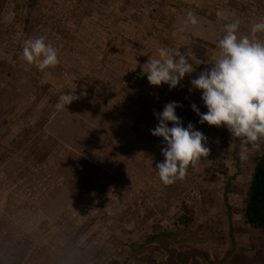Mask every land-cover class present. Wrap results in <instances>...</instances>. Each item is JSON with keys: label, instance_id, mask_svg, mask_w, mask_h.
<instances>
[{"label": "rangeland", "instance_id": "1", "mask_svg": "<svg viewBox=\"0 0 264 264\" xmlns=\"http://www.w3.org/2000/svg\"><path fill=\"white\" fill-rule=\"evenodd\" d=\"M262 18L264 0H0V264H264V230L243 213L264 142L241 160L242 138L199 123L189 92L224 25L246 36ZM39 36L59 57L43 71L21 56ZM160 47L195 69L171 90L141 72ZM173 101L210 154L164 185L150 130Z\"/></svg>", "mask_w": 264, "mask_h": 264}, {"label": "clouds", "instance_id": "2", "mask_svg": "<svg viewBox=\"0 0 264 264\" xmlns=\"http://www.w3.org/2000/svg\"><path fill=\"white\" fill-rule=\"evenodd\" d=\"M217 16H223V13L218 11ZM188 20L192 24L198 23L192 12L188 13ZM238 26V21L224 25V34L216 44L218 51L208 62L210 67L190 79L189 92L201 90V100L207 108L201 113L195 103L190 105L199 116V123L224 126L232 137L242 138L239 155L241 160H247L250 150L259 151L264 142V41L256 35L264 31V22L253 24L250 35L246 36L237 35ZM157 53L156 58L148 59L141 66L150 85L167 84L171 90L185 74L195 70L186 54L178 48L160 47ZM21 56L27 64L42 71L59 63L58 49L47 43L44 36L25 39ZM80 95H86V92ZM79 98L74 91L64 92L55 107L63 110ZM180 106L175 101L166 103L161 112L154 113L158 124L150 130L166 144L161 148L165 159L155 166L164 185L184 179L189 167L197 166L210 154L207 137L195 130L191 122L187 127L182 126L181 118L175 114V109ZM168 122H172L171 127Z\"/></svg>", "mask_w": 264, "mask_h": 264}, {"label": "trees", "instance_id": "3", "mask_svg": "<svg viewBox=\"0 0 264 264\" xmlns=\"http://www.w3.org/2000/svg\"><path fill=\"white\" fill-rule=\"evenodd\" d=\"M243 213L248 225L264 230V144L262 153L254 165Z\"/></svg>", "mask_w": 264, "mask_h": 264}]
</instances>
